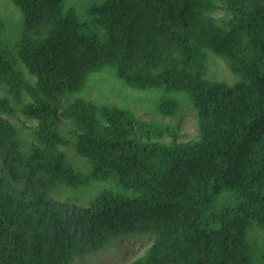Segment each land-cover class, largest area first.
Listing matches in <instances>:
<instances>
[{"label": "trees", "instance_id": "obj_1", "mask_svg": "<svg viewBox=\"0 0 264 264\" xmlns=\"http://www.w3.org/2000/svg\"><path fill=\"white\" fill-rule=\"evenodd\" d=\"M10 1L23 26L11 42L0 15V264H70L130 234L154 235L131 264L262 262L250 233L264 232V0H102L88 11L98 35L67 0ZM210 55L233 84L208 78ZM108 67L160 91L163 116L188 96L197 137L115 105L64 104ZM73 145L94 178L136 196L53 199L87 183Z\"/></svg>", "mask_w": 264, "mask_h": 264}, {"label": "rangeland", "instance_id": "obj_2", "mask_svg": "<svg viewBox=\"0 0 264 264\" xmlns=\"http://www.w3.org/2000/svg\"><path fill=\"white\" fill-rule=\"evenodd\" d=\"M101 3L102 0H67V6L72 5L77 9L80 20L86 23L88 31L95 35L99 34L98 25L88 11ZM0 15L8 23V27L11 28V42H13L16 39L15 35L18 29L20 30L23 26L21 12L10 0H0ZM208 67L209 79L229 84L235 82L234 75L219 57L210 55ZM162 95L160 91H142L127 87L117 78L114 69L108 67L100 73L91 75L84 92L69 95L70 98L65 100L64 104L73 101L75 98H83L96 104L115 105L131 111L139 120L150 121L165 128L175 129L178 141H188L196 138L198 135L197 111L190 103L188 96L184 93L173 95L180 101L181 107L176 116L169 117L163 116L159 111L158 106ZM65 127L66 132L69 133L71 128L68 125ZM168 140H171V138H168ZM66 152L68 160L85 173L87 183L79 189L59 186L52 193L53 199L68 201L80 206H89L95 197L106 190L123 193L129 197L136 196L133 191H126L121 188L115 179L103 181L99 177L94 178L89 170V165L77 153L74 145L68 147ZM153 239L154 235L152 234H130L114 238L103 249L94 254L75 256L70 264H131L146 254L153 244ZM250 241L254 253L264 252L263 231L254 227L250 233ZM254 264H264V260L262 262L255 260Z\"/></svg>", "mask_w": 264, "mask_h": 264}]
</instances>
